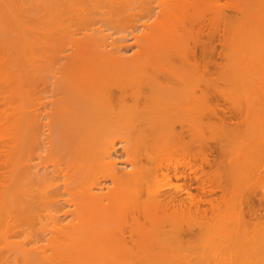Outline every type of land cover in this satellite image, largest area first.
I'll use <instances>...</instances> for the list:
<instances>
[{
  "label": "bare ground",
  "instance_id": "1",
  "mask_svg": "<svg viewBox=\"0 0 264 264\" xmlns=\"http://www.w3.org/2000/svg\"><path fill=\"white\" fill-rule=\"evenodd\" d=\"M215 37L228 93L197 61ZM223 103L245 112L243 188L194 201L186 145ZM252 196L264 0H0V264H264Z\"/></svg>",
  "mask_w": 264,
  "mask_h": 264
},
{
  "label": "rangeland",
  "instance_id": "2",
  "mask_svg": "<svg viewBox=\"0 0 264 264\" xmlns=\"http://www.w3.org/2000/svg\"><path fill=\"white\" fill-rule=\"evenodd\" d=\"M214 21L215 20H212L211 22L213 23V25L215 24ZM211 27H212L211 30L213 32L214 31L213 26ZM213 34L215 36V32L212 33V36ZM212 39L213 38H211V44H206L208 47L205 45L207 47L204 48L205 51L201 50L202 47L197 49V61L201 62L200 63L201 65L205 64L208 66L207 69L211 79L212 90L216 92L220 91L226 93L228 90L225 89H228L229 82L225 80L227 79L225 77L227 74H224V72L226 71L227 73V66H228L227 55H229L227 51H229L228 49L230 48H228L229 47L228 44H219V41L216 40V37L213 40ZM224 46L225 49H223ZM199 49L201 51H199ZM203 57L205 58L208 57V58L203 59ZM224 67L226 68V70ZM215 88L218 89V91ZM227 106L228 104H224V105L220 104L219 107L221 108V110L220 109L218 110L219 107L216 109L217 115H215L214 117L215 119L213 118L212 120H210L209 124H207L206 126L200 129L199 135L200 134L202 135L196 137L194 141L191 142L189 145H186L190 148L192 154H194V158L196 159V164L199 167L201 166L203 169L201 172L200 171L201 169H199L197 165H196L197 167H195L199 169L198 176L201 179V185H203V187L202 186L201 187L204 190L196 191L194 193L195 194L194 201H200L203 203L211 201L212 204H214V202L215 204L218 202L219 204H221V201L223 203V201L226 200L225 198L228 196V194L230 192H233V190H235L236 186L239 185L240 187L243 188L242 183H241L242 185H240V183L238 185L234 183L236 178L235 176L236 172L233 171L236 170L230 168L234 162L232 161L234 160L233 157L235 156L234 149L238 145L235 142L234 137L244 131L243 130L244 123L242 118H244L245 112H242L244 111L242 110L241 112H239L241 115H239L237 111L236 112L232 111L233 110L232 106L230 107ZM230 108H232V110ZM198 169L196 170L198 171ZM250 203H251L250 204L251 207L249 208L250 211L249 209L245 211L246 217L252 220L253 222L255 221L257 222V220L263 221L264 198L263 199L260 198L259 201L258 197L255 198L254 196H252V198H250Z\"/></svg>",
  "mask_w": 264,
  "mask_h": 264
}]
</instances>
